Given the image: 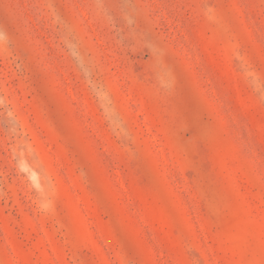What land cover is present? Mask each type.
I'll list each match as a JSON object with an SVG mask.
<instances>
[{
	"label": "rangeland",
	"instance_id": "374dc122",
	"mask_svg": "<svg viewBox=\"0 0 264 264\" xmlns=\"http://www.w3.org/2000/svg\"><path fill=\"white\" fill-rule=\"evenodd\" d=\"M0 264H264V0H0Z\"/></svg>",
	"mask_w": 264,
	"mask_h": 264
}]
</instances>
